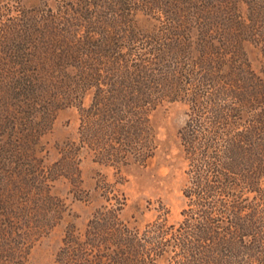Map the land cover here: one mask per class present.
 I'll use <instances>...</instances> for the list:
<instances>
[{"label": "trees", "instance_id": "1", "mask_svg": "<svg viewBox=\"0 0 264 264\" xmlns=\"http://www.w3.org/2000/svg\"><path fill=\"white\" fill-rule=\"evenodd\" d=\"M78 1L81 8L76 10L80 16L76 25L85 26L87 34H72L68 38L70 46L67 43L65 49L59 45L51 64L46 59L49 63L42 61L43 66H37L39 56L30 35H18L20 31L16 29L11 36L2 35L0 46L5 49H0V89L7 75L10 83L5 85L13 99L34 109L47 95L46 110L55 102H60L56 105L60 108L79 100L81 106L85 92L93 91V105L85 112L82 109L81 132L89 134L88 125L96 123L91 122L96 116L97 131L109 129L111 134L119 135L122 144L118 149L113 145L107 156L121 160L134 154L142 162L154 154L153 140L151 143V139L144 137L142 120L155 94L187 96L193 112L179 132L181 153L187 161L188 182L183 189L187 206L177 224L168 225L167 219H158L144 231L127 225H104L92 231L90 239L84 242L79 237L67 238L59 253V263L264 264V77L245 65L225 63L223 57L231 49L227 44H209L210 36L202 29L199 55H193L187 48L191 45L175 36L188 29L187 23L170 24L173 26L165 36L174 38L169 43H158L162 37L159 38V32L148 35L134 29L129 12L136 8L131 6L136 0H109L116 22L123 25L120 32L118 26H110V32L89 20L86 6H102L100 2ZM141 1L147 10L155 7L154 0ZM173 4L166 0L158 7L175 17L173 10L166 9ZM91 28L97 31L98 38L91 35ZM143 37L148 44L151 39L158 43L154 45L152 41L153 51H149L155 60L132 58L137 53L131 46ZM183 58L189 62H182ZM183 63L189 67L200 65L205 73L198 77ZM68 66L80 73L74 74V82L67 85L66 78L62 79L64 74L56 80L54 71ZM184 72L191 81H186ZM54 88L57 93L53 95ZM131 143H136L135 147ZM4 226L0 229V264H26L28 246L23 235L20 233L17 239L13 225L7 227L5 222ZM98 236L104 238L103 247L111 253L103 254Z\"/></svg>", "mask_w": 264, "mask_h": 264}, {"label": "rangeland", "instance_id": "2", "mask_svg": "<svg viewBox=\"0 0 264 264\" xmlns=\"http://www.w3.org/2000/svg\"><path fill=\"white\" fill-rule=\"evenodd\" d=\"M94 1L102 6H86L89 20L110 32L113 31L110 26H118L115 29L120 32L123 25L116 22L111 2ZM165 1L154 0L155 7L147 10L141 0H136L131 5L136 8L129 12L134 29L148 35L159 32V38L162 37L158 43L164 40L169 43L174 38L165 36L169 27L187 23L188 29L175 36L191 45L187 48L193 55H199L198 38L202 29L210 36L209 44L217 47L227 44L231 49L223 57L225 63L245 65L264 77V0H167L174 3L166 9L173 10L175 17L158 7ZM80 4L78 0H0V41L2 35L11 36L13 29L19 30L18 35H30L33 40L34 52L39 56L37 66L42 67L46 59L51 64L59 45L65 49L67 43L70 46L72 34H87L85 26L76 25ZM17 23L26 27H14ZM91 30V35L98 38L97 31ZM141 39L131 46L137 53L132 58L155 60L149 54L153 40L148 44L145 37ZM0 49L5 48L0 46ZM183 61L188 60L183 58ZM182 65L189 67L187 63ZM69 68L65 67V71L57 68L56 80L64 74L62 79L66 78L67 85L74 82L80 72ZM189 68L198 77L205 73L200 65ZM184 73L186 76L187 72ZM5 77L0 89V229L6 228L5 222L7 227L11 223L16 229L14 237L20 239L19 234L23 235L28 246L26 264H60L58 257L65 239L79 237L84 242L97 227L127 225L144 231L158 219H167L168 225L183 219L182 210L187 206L183 189L188 175L179 132L193 112L187 96L159 93L155 94L152 105H148L142 122L145 139H151V143L153 140L152 156L143 162L134 154L112 160L107 151L113 145L117 149L122 147L118 134H111L109 129L97 131L96 116L91 119L96 123L88 125L89 134L81 132L82 109L85 112L93 105V91L85 92L81 106L79 100L73 99L74 105L59 108L56 105L60 102H55L46 110L45 95V101L41 99L40 105L33 109L21 106L19 100L11 97L5 85L10 81ZM43 78L46 79V74ZM191 79L186 76V81ZM54 93L57 88L53 89ZM133 119L136 121L138 117ZM132 145L135 147L136 143ZM103 239L98 236L97 243L105 255L112 250L103 247Z\"/></svg>", "mask_w": 264, "mask_h": 264}]
</instances>
